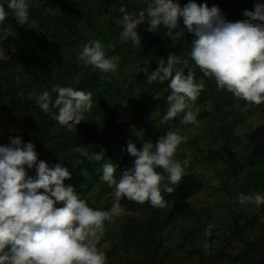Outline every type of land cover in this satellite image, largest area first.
Listing matches in <instances>:
<instances>
[{"label":"trees","instance_id":"16d2710c","mask_svg":"<svg viewBox=\"0 0 264 264\" xmlns=\"http://www.w3.org/2000/svg\"><path fill=\"white\" fill-rule=\"evenodd\" d=\"M135 1L40 0L37 5H29V18L25 25L16 24L10 12L3 23L14 33L3 40L4 51L0 56V131L9 137L20 136L22 142H32L38 161L43 160L49 166L60 163L66 167L71 179L64 183L73 186L78 179L79 184L73 188L83 200V195L92 190L93 184L100 182L102 165L107 162L105 160L117 165L116 177L132 166L131 156L126 152L127 143L131 141L139 149L143 142L148 141L149 124L154 121L148 120V108H153L157 113L156 121H161L167 111L168 82L159 84L139 72V68L144 66L142 60L149 61L147 68L151 73L161 59L167 60L170 52L187 59L191 47L193 37L190 33L169 38L163 26L156 33L146 31L147 23L138 25L136 29L141 37V45L121 43L119 33L122 26L117 23L122 16L119 8L123 6L129 13H139L147 6L142 7ZM177 2L183 7L189 0ZM195 2L209 7L218 6L226 20L234 22L243 19L244 10H253L257 0ZM83 37L89 38L88 42L101 40L106 54L118 56L120 62L115 73L103 74L90 67L83 82L74 88L92 93L95 104L85 113L84 121L76 125L75 131H69L51 115L43 113L35 104L34 97H29L34 92L50 90L55 85L49 76V69L57 66L54 53L62 45H69V42L78 46ZM177 67L182 68L185 75L192 71L196 82L203 79L204 89L194 102L195 106L200 107L197 121L205 120L216 129L203 137L205 146H200L196 140L187 141L186 151L176 157L186 169L179 184L170 185L174 189L172 193L162 191L167 201L165 207L157 208L147 202L139 204L120 198L119 204L137 211V215L128 217L116 230L108 229L110 222H105L107 231L98 248H103L107 243V247H104L106 264H164L172 254L188 248L189 239L198 234L196 227L202 230L208 227L205 219L195 216L191 207V201L206 187L207 182L202 181L197 173H190L191 167L185 166L188 149L198 156L201 154V158L206 160L216 156L207 151L212 144L214 149L228 153L226 158H233L234 164L226 167L233 172L246 169V191L264 195V103L253 105L240 99L243 105H235L233 99L236 97L226 90H217L214 79L204 78L190 59L187 67L182 64ZM52 95L55 97V94ZM114 97H118L119 102L112 108L110 105ZM120 102L131 109V125L136 127L135 132L126 137H119L121 128L127 123L120 120ZM248 105L250 109L246 110L247 113L252 112L261 121L252 125L251 129L240 111ZM153 124L157 125L156 122ZM164 134L161 130L157 132L158 138ZM101 149L105 160L96 161L94 153H99ZM199 158L195 156L192 162H197ZM226 170L224 172L229 173ZM26 171L29 176H35L34 168ZM157 171L162 172L161 169ZM164 175V182L167 183V176ZM102 185L107 186L106 183ZM85 201L90 207L100 210H108L114 203L109 196L99 203ZM191 210L195 217L193 224L180 235L177 232L178 224L183 226V219L190 215ZM227 214L234 218L220 228L222 234L218 237L216 231L211 232L218 237L220 247L209 257V264H264V206H240L236 202L230 206ZM206 220H209L208 216ZM175 224L177 239L170 241L168 231ZM123 251L127 256L120 259L118 256Z\"/></svg>","mask_w":264,"mask_h":264},{"label":"clouds","instance_id":"9594fccd","mask_svg":"<svg viewBox=\"0 0 264 264\" xmlns=\"http://www.w3.org/2000/svg\"><path fill=\"white\" fill-rule=\"evenodd\" d=\"M145 3L146 8L139 13L119 8L121 43L141 45L136 29L144 23L150 33L163 26L169 38L185 32L193 37L187 59L170 52L167 60L161 59L151 73L147 59L142 60L144 66L139 68L152 81L162 85L168 82L170 93L162 124L181 113L182 123L197 121L199 109L193 110V105L204 89L203 79L196 82L192 71L185 75L177 67H187L189 59L204 78L214 79L217 90H226L253 105L264 103V3L257 0L253 10H244L243 19L234 22L226 20L218 6L198 5L195 0L183 7L177 0ZM9 12L16 24L25 25L29 18L28 0H0V41L9 35V30L2 27ZM78 59L103 74L115 73L120 62L118 56L106 54L99 39L85 43ZM33 97L43 113L69 131H75L76 125L84 121L93 103L92 93L58 84L50 90L32 93L29 99ZM185 139L176 131H168L155 144L143 142L139 149L129 141L126 152L134 160L119 177L114 175L117 165L104 159L103 149L95 152L96 161H107L102 165L100 180L114 188L117 201L110 209L100 210L90 207L73 186L64 183L71 179L66 167L38 161L32 142H22L20 136L9 137L6 145H0V264H106L105 252L98 244L105 232V222L121 214L118 201L126 198L165 207L167 201L162 191L172 193L170 185H178L184 175V165L174 157ZM33 168L35 176H29L26 169ZM236 202L259 208L264 206V195L238 193ZM211 227L205 229V235L211 234Z\"/></svg>","mask_w":264,"mask_h":264},{"label":"rangeland","instance_id":"374dc122","mask_svg":"<svg viewBox=\"0 0 264 264\" xmlns=\"http://www.w3.org/2000/svg\"><path fill=\"white\" fill-rule=\"evenodd\" d=\"M40 0H28V4L30 6L37 5ZM261 3H264V0H259ZM137 4H141L143 7L146 5L145 0H136ZM134 13V12H133ZM2 27L7 28L4 24ZM13 31L9 30V35H13ZM89 38L86 39L83 37L79 41V45H75L69 42V45H62L59 50L54 53V60L56 62L55 67H51L49 69V76L54 80L55 85L60 86H72L75 88L76 86L80 85L85 77L87 76V71L90 69L91 66H85L83 62L78 59L79 53L82 50V47L85 43H88ZM12 49V48H11ZM4 51V43L0 41V56ZM50 55H48L49 57ZM235 101V105H240L241 100L238 98L233 99ZM92 104H95V101L92 100ZM119 102L118 97L113 98V103L110 107L115 108ZM243 105V104H242ZM198 108L199 106L193 105V110ZM247 109H250L249 105L244 106L240 109L242 115L246 117V121L250 124V129L252 125H255L259 121L255 118V115L252 112L247 113ZM252 109V106H251ZM120 120L122 123L127 122L121 128L120 136L119 137H126V135L130 133H134L136 127L132 124V119L130 118L131 109L125 105V103L120 102ZM157 113L153 108H148L147 110V117L148 120L151 121L152 124H149V139L148 141H153L158 139L157 132L161 130L163 132L168 131H176L179 135L185 137V141L181 143L178 147L177 152L175 154V159L178 155L182 154L186 151L185 144L196 140L200 146H205V142L203 137L209 132H213L216 127L211 123H206L205 120H199L192 124H184L182 123V116L183 114H179L174 120H169L165 123H161V121H156ZM131 119V120H130ZM153 122H156L157 125H154ZM152 125L154 128H152ZM239 135H241L239 129L236 130ZM9 136L5 132L0 131V145H6L8 143ZM208 144V146H210ZM213 145V144H212ZM208 147V153H213L216 156L210 160L209 159H202L201 154H199L200 158L197 162H192V158L196 156L198 158L197 153H192L191 149H188V161L186 162L187 168L191 167L190 173H197L200 179L204 182H207L206 187L202 189V191L191 201V207L193 212L196 213L195 216H199L202 220L205 219V223L207 225H211L210 233L213 231L217 232V236L219 237L222 234L221 227L225 226L229 221H231L234 217H229L227 214V210L230 206L237 201V194L244 193L248 194L246 191L247 189V181H245V173L246 169L239 170L233 172L231 168L226 167L227 165L231 166L234 163V159L231 158L230 160L226 158L228 153H223L218 149H214L213 146ZM193 154V157L191 155ZM224 158V159H223ZM134 157H131L130 163H132ZM227 169L229 173H225L224 169ZM186 167L184 168V170ZM226 170V171H227ZM78 183V179L74 182L73 186H76ZM100 180L98 183L93 184L92 190L85 193L83 198L88 200L90 203H99L103 202L106 197H111L114 202L116 201V197L114 195V188L108 187ZM252 185V184H251ZM222 188H224L222 190ZM119 203V201H118ZM121 206V214L117 217H114L112 221L108 224V229L116 230L121 223L124 222L128 217L132 215H137V211L126 209L124 206ZM215 209V210H214ZM191 213L185 219H183V226L180 225L178 229V234H183L186 232L187 228L193 224L194 214ZM209 220H206L207 216ZM235 216V215H234ZM181 228V229H180ZM207 227L200 229L196 227V231L198 234L192 236V239L188 241V248L185 249L184 252H176L172 254L170 259L168 258L164 264H209V257L214 255L216 249L220 247L219 241L217 240L218 237H214L212 234L205 235V229ZM176 229L177 224L174 225L173 228H170V241H175L177 239L176 236ZM105 231L107 229L105 228ZM177 234V235H178ZM214 237V238H213ZM172 243L170 242V245ZM205 244L207 247H205ZM166 245V244H165ZM169 245V246H170ZM219 245V246H218ZM100 250L105 252V248H100ZM127 256V253L123 251L118 256L120 259H123ZM119 264V262H118ZM125 264V263H124Z\"/></svg>","mask_w":264,"mask_h":264}]
</instances>
